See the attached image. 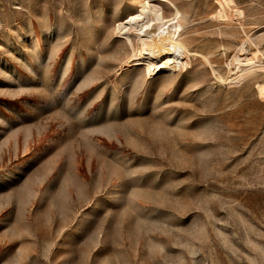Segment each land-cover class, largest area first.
I'll return each instance as SVG.
<instances>
[{"label":"rangeland","instance_id":"rangeland-1","mask_svg":"<svg viewBox=\"0 0 264 264\" xmlns=\"http://www.w3.org/2000/svg\"><path fill=\"white\" fill-rule=\"evenodd\" d=\"M141 3L190 65H133ZM258 50L264 0H0V264H264V71L212 70Z\"/></svg>","mask_w":264,"mask_h":264},{"label":"bare ground","instance_id":"bare-ground-1","mask_svg":"<svg viewBox=\"0 0 264 264\" xmlns=\"http://www.w3.org/2000/svg\"><path fill=\"white\" fill-rule=\"evenodd\" d=\"M227 3L230 4L229 1H227ZM220 4L222 6L224 3ZM239 13L241 15V12ZM217 16L225 17L226 15L221 10L218 12ZM117 28L119 34L122 35L120 37L125 38L130 46L134 48L133 65L144 66L148 72L158 73L162 71H171L173 67L169 59H174L183 67L190 65L191 56L198 55L199 53L190 49L178 25L173 24L161 12L144 3H141L140 7H138L135 12L131 13L127 19L119 21ZM132 35L135 36L134 39ZM245 44L246 41H243L239 45L233 57V61L240 63L241 58L239 55L245 54L243 52L245 50ZM258 52L259 50L245 56V60L247 61L246 64H251V67L244 69L240 73L234 72L224 77L219 74L215 68L212 67V70L221 82H237L246 74L254 71H264V64H255ZM203 57L208 61L207 56ZM257 89L260 96L264 97V84H258Z\"/></svg>","mask_w":264,"mask_h":264}]
</instances>
